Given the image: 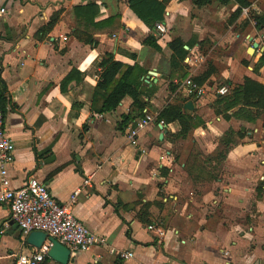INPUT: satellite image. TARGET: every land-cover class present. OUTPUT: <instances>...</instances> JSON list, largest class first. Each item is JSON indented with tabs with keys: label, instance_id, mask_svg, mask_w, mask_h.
Wrapping results in <instances>:
<instances>
[{
	"label": "crops",
	"instance_id": "obj_1",
	"mask_svg": "<svg viewBox=\"0 0 264 264\" xmlns=\"http://www.w3.org/2000/svg\"><path fill=\"white\" fill-rule=\"evenodd\" d=\"M154 1L164 12L152 27L127 0H0L10 187L36 178L105 239L67 264H264V29L255 27L264 0ZM90 4L103 25L75 16ZM148 37L159 51L143 45ZM173 41L186 51L174 66ZM105 54L146 72L140 112L127 96L110 113L91 111ZM186 80L203 95L190 96ZM222 86L239 89V101L218 95ZM255 89L260 104L243 102ZM168 109L179 118L164 116ZM144 116L151 120L134 147L129 131ZM109 247L132 257L122 261ZM34 250L0 204V264Z\"/></svg>",
	"mask_w": 264,
	"mask_h": 264
},
{
	"label": "built area",
	"instance_id": "obj_2",
	"mask_svg": "<svg viewBox=\"0 0 264 264\" xmlns=\"http://www.w3.org/2000/svg\"><path fill=\"white\" fill-rule=\"evenodd\" d=\"M156 31L160 36L165 34L162 25H157ZM183 87L190 96L201 97L203 95V90L191 80L184 81ZM227 92L226 86H222L216 91L220 96ZM150 120L149 116H144L136 123L135 128L129 131L130 145L136 146L137 133ZM3 124V115L0 111V204L8 206L10 220L18 227L24 237L32 232H42L46 235V239L39 249H35L29 255L18 256L15 264H44L51 247L48 238H52L64 246L69 251V256L89 251L96 246H107L105 239L92 235L75 218L69 205L55 201L46 185L36 178H28L17 188L10 187L6 169L14 159V144L5 136ZM83 184L88 185V181H83ZM79 191L77 189L70 197L71 201L76 198ZM147 229L159 236L163 234L162 230L157 227L149 226ZM108 253L119 257L122 261H127L132 257L130 252L117 251L113 247L108 248Z\"/></svg>",
	"mask_w": 264,
	"mask_h": 264
},
{
	"label": "trees",
	"instance_id": "obj_3",
	"mask_svg": "<svg viewBox=\"0 0 264 264\" xmlns=\"http://www.w3.org/2000/svg\"><path fill=\"white\" fill-rule=\"evenodd\" d=\"M127 4L130 11L143 23L152 25V27H154L155 24L161 23L164 12V6L161 2L154 0H127ZM96 13L97 9L94 4L74 9L76 17H82L84 20L88 21L89 24L93 25H97V23H93V18ZM106 22L107 21H104V23ZM255 22L257 30L264 29V15L257 16ZM100 25H103V23L98 24L97 26ZM143 45L159 51V47L157 46L154 37H148L145 39ZM169 48L173 52L172 66H174L175 58L178 61H181L185 56L186 51L183 49V45L178 41L171 42ZM99 68L100 73L93 91L91 111L96 115L110 113L114 111L121 100L127 96L132 99L134 108L140 112L142 106L139 103V89L142 84V77L146 75V72L136 65L128 66L117 62L114 60V57L109 54L103 56L99 63ZM246 84L250 85V82H247ZM247 85L245 86L247 87ZM240 92L239 89H233L230 90L228 94L238 102ZM250 92L252 95L249 96L248 93ZM250 92L244 91L242 101L249 103V101L255 100L256 102L252 104H260L263 97V93H260V89H255L253 93L252 91ZM4 105L5 100L3 97V90L0 89V110L2 113H4ZM167 115L172 116L173 119H177L179 114L175 110L168 109L164 112V116L167 117ZM128 121V116H125L122 124L126 125ZM49 261L50 260L46 258L44 264H47Z\"/></svg>",
	"mask_w": 264,
	"mask_h": 264
},
{
	"label": "water",
	"instance_id": "obj_4",
	"mask_svg": "<svg viewBox=\"0 0 264 264\" xmlns=\"http://www.w3.org/2000/svg\"><path fill=\"white\" fill-rule=\"evenodd\" d=\"M256 48V45H253ZM185 109H192L191 103L185 105ZM162 137V135H161ZM46 239V235L42 232H32L26 237V243L34 249H39ZM51 247L47 253V257L57 264H67L69 260V251L56 240L48 238Z\"/></svg>",
	"mask_w": 264,
	"mask_h": 264
}]
</instances>
